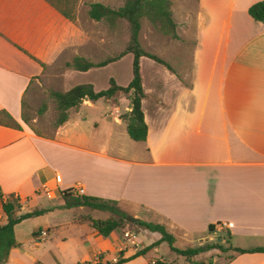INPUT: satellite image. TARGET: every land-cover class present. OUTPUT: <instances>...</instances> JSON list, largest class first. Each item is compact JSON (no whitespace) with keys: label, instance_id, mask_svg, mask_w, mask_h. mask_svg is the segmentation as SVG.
Returning <instances> with one entry per match:
<instances>
[{"label":"crops","instance_id":"1","mask_svg":"<svg viewBox=\"0 0 264 264\" xmlns=\"http://www.w3.org/2000/svg\"><path fill=\"white\" fill-rule=\"evenodd\" d=\"M261 1L195 0L188 70L185 60L175 69L157 56L169 71L140 59L147 136L144 142H134L122 120L130 112V101L123 96L82 102L50 136L22 122L29 90L39 86L41 78L51 77L47 69L55 60L57 32L66 20L52 0H0V223L6 222L2 203L8 197L20 201L19 215L47 210L15 226L18 247L3 264L96 259L112 264L159 240L158 234L149 233L154 240L138 248V242L128 243L115 232L102 238L81 216L99 211L62 208L60 193L67 190L116 202L136 220L143 210L165 226L174 246L183 245L178 249L214 239L225 243L223 236L228 235L233 248H264V23L247 13ZM110 65L87 72L64 70L59 81L64 88L54 92L78 85L102 91L93 78L78 83L75 76H89ZM69 211L73 214L64 215ZM156 248L124 264H153L155 259L178 264L169 254L165 260L151 256ZM193 260L264 264V254L210 250Z\"/></svg>","mask_w":264,"mask_h":264},{"label":"trees","instance_id":"2","mask_svg":"<svg viewBox=\"0 0 264 264\" xmlns=\"http://www.w3.org/2000/svg\"><path fill=\"white\" fill-rule=\"evenodd\" d=\"M172 3L170 0H125L123 5L117 9H112L100 3H91L88 5L87 16L93 22H103L110 28H114L117 24L123 23L128 32V41L122 52L113 58H108L98 64H94L82 58H74L65 67L77 72H87L93 68H102L109 64L120 61L126 55L132 56L131 64V81L126 87L118 86L113 79L109 80V86L106 90L95 92L91 85H78L65 93L50 91L48 97L54 104L57 118L55 121V129L62 126L68 119V112L76 109L82 103L84 98H87L90 103H96L99 100H115L118 96H123L130 101V112L122 117L126 125L128 137L134 142H144L147 136V127L144 122L141 109V101L144 98L141 75H140V59L147 58L154 63L163 66L169 71L171 67L157 56L147 53L140 45L139 34L141 31V23L147 21L157 32L165 37L173 40H178L176 33V23L172 15ZM248 16L255 22L264 23V1L258 2L249 7ZM22 122L28 125V119L22 114ZM15 128L19 129L17 125ZM63 201V209H71L76 206L83 207L89 210L108 212L115 216V219L106 221L100 220H83L89 222V225L95 233L102 238L109 237L113 232L118 231L123 227L124 223L136 226L144 231L152 234H158L159 240L150 246L137 251L135 255L129 259H118L113 264H124L134 258L144 256L152 249L161 244H166L169 250L177 257L185 259L186 264H204L194 261L193 259L210 250H218L221 253L228 251L237 254H252L263 253L264 248H256L252 250H241L228 245L230 236L228 235L225 247L222 244H206L203 246L187 249H178L174 246L175 239L169 234L164 225L136 220L129 221V216L120 210L116 202L105 201L97 198L74 196L73 190L61 192ZM21 209L20 201L14 197H8L2 203V213L6 218L4 225L0 223V264H3L12 249L18 247L14 238V228L21 222L37 218L44 215L47 210H33L28 213L18 214ZM209 232L213 231V226H209ZM102 258V257H101ZM109 264V263H106ZM153 264H168L157 260Z\"/></svg>","mask_w":264,"mask_h":264},{"label":"rangeland","instance_id":"3","mask_svg":"<svg viewBox=\"0 0 264 264\" xmlns=\"http://www.w3.org/2000/svg\"><path fill=\"white\" fill-rule=\"evenodd\" d=\"M52 1L55 2L59 15L66 20V25L57 32V46L53 52L55 60L52 61L50 65L51 69H47V73H49L51 77L48 79L41 78L40 85L32 87L29 90L23 107V114L29 121L28 126L34 132L42 136H50L55 130L57 112L54 104L48 97V93L50 91L63 90L64 86L61 85L59 81H61L60 74L64 70H67L64 68V64L75 57L85 60L89 59L92 63L102 62L122 52L128 41V32L123 23H119L114 28H110L103 22L91 21L87 16L88 5L91 3H100L109 8L117 9L123 5L125 0ZM170 1L172 3L171 10L173 19L177 26L176 33L178 40L163 36L147 21L143 20L139 34L140 45L144 51L150 52L160 58H165V61L175 69H178L177 64L179 62L185 60L186 63L183 62L184 69L188 70L189 58L193 45L192 11L195 0ZM131 64L132 57L129 55L89 76L79 74L75 76V82H86L93 78L95 88L106 90L108 88V81L112 78L119 86H126L127 80L131 77ZM144 69L147 71L149 68L145 67ZM67 213L68 214L64 215H72L73 211ZM84 213L86 214H82L81 216L85 219L92 218L94 220L106 221L116 218L108 212ZM136 215L142 221L156 223L151 219L149 214L143 210L137 212ZM128 216L132 217V215ZM126 232L136 237L135 242H138V248H143L154 240L149 232L128 223H124L123 227L116 231L114 235L120 236V238L125 240L123 234ZM223 240L226 241L227 236H223ZM41 243L42 245L45 244L44 242ZM216 243L227 246V244L218 241V239H214L209 244ZM182 246L183 245L179 242L175 245L176 248H182ZM156 250L157 251L151 254V256H156L157 258L165 260V255L169 254L171 260H177L178 264H181L183 261L182 258H178L172 253L166 244L160 245Z\"/></svg>","mask_w":264,"mask_h":264},{"label":"built area","instance_id":"4","mask_svg":"<svg viewBox=\"0 0 264 264\" xmlns=\"http://www.w3.org/2000/svg\"><path fill=\"white\" fill-rule=\"evenodd\" d=\"M82 194H83L82 190H75L73 192V195L77 196V197L82 196ZM40 236L42 238H44V237H46V233L42 232V233H40ZM123 236H124V239L126 240V242L131 243V244H135L136 237L133 234H130V233L126 232V233L123 234ZM80 264H100V260L96 259L93 262H89V263L85 262V263H80Z\"/></svg>","mask_w":264,"mask_h":264},{"label":"water","instance_id":"5","mask_svg":"<svg viewBox=\"0 0 264 264\" xmlns=\"http://www.w3.org/2000/svg\"><path fill=\"white\" fill-rule=\"evenodd\" d=\"M82 102H86V103H87V102H88V99H87V98H84V99L82 100ZM129 221H130V222H135L136 219L130 217V218H129Z\"/></svg>","mask_w":264,"mask_h":264}]
</instances>
